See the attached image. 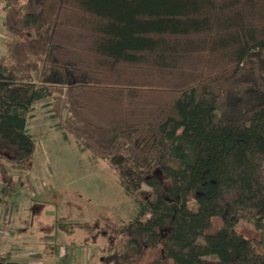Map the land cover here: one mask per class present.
Returning <instances> with one entry per match:
<instances>
[{"label":"trees","instance_id":"trees-1","mask_svg":"<svg viewBox=\"0 0 264 264\" xmlns=\"http://www.w3.org/2000/svg\"><path fill=\"white\" fill-rule=\"evenodd\" d=\"M2 9L0 162L30 165L27 119L45 102L134 198L101 264H140L148 248L160 253L147 264H264V0Z\"/></svg>","mask_w":264,"mask_h":264},{"label":"rangeland","instance_id":"rangeland-1","mask_svg":"<svg viewBox=\"0 0 264 264\" xmlns=\"http://www.w3.org/2000/svg\"><path fill=\"white\" fill-rule=\"evenodd\" d=\"M2 6L0 0V56L5 54ZM44 104H35L27 119L36 141L30 165L18 172L0 162V226L5 227L0 258L5 260L3 252L15 241L9 236L14 225L9 220L15 218L22 226L28 224L27 242L18 245L21 251L14 254L23 257L19 264H101V248L112 241L109 224L119 225L132 217L134 198L124 194L104 161L79 151L71 137L63 139ZM85 223L91 225L89 232L80 227ZM159 253L148 248L140 264Z\"/></svg>","mask_w":264,"mask_h":264},{"label":"crops","instance_id":"crops-1","mask_svg":"<svg viewBox=\"0 0 264 264\" xmlns=\"http://www.w3.org/2000/svg\"><path fill=\"white\" fill-rule=\"evenodd\" d=\"M9 221H10V224H12L14 222L13 223L14 225L12 228L13 230L11 229V233L9 234V236L12 237L15 241L13 240L14 241L13 244L8 245L7 246L8 250L3 252L2 258L5 260H2L0 258V262H2L0 264H19L23 257L22 256L14 257V254L21 251L20 246L22 243L24 244V242H27L25 239H26V232H27L26 227L28 224L26 223V224H24V226H22L15 220V218L12 219V222H11V220H9ZM18 245H20V246H18ZM8 253L13 254L12 257L5 256V254H8ZM6 257H7V259H6Z\"/></svg>","mask_w":264,"mask_h":264},{"label":"built area","instance_id":"built-area-1","mask_svg":"<svg viewBox=\"0 0 264 264\" xmlns=\"http://www.w3.org/2000/svg\"><path fill=\"white\" fill-rule=\"evenodd\" d=\"M0 225H1V218H0ZM0 227H1V226H0ZM4 230H5V229H4L3 227H1V228H0V234H4ZM0 263H2V262H0Z\"/></svg>","mask_w":264,"mask_h":264}]
</instances>
